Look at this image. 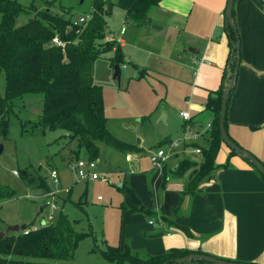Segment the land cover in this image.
Segmentation results:
<instances>
[{"label": "crops", "instance_id": "1", "mask_svg": "<svg viewBox=\"0 0 264 264\" xmlns=\"http://www.w3.org/2000/svg\"><path fill=\"white\" fill-rule=\"evenodd\" d=\"M136 1L106 0L110 9L105 19L106 33L122 40L125 62L137 71L142 67L139 70L144 72L140 74L145 76L148 72L158 74L167 86V95L180 94V109H172L180 137L172 139L170 129L162 139L166 144L157 146L168 150L170 144L177 145L162 168L146 171L137 166L136 170L120 173L123 178L118 187L126 181L151 215L134 206L122 219L119 240L114 245L120 249L128 245L132 251L152 256L176 248L229 262L264 264V181L252 165L237 155L230 156V149L222 142L215 158L216 169L196 192L184 194L190 171L183 176L173 174L186 158L199 164L200 154L194 150L209 145L214 114L206 108V102L210 93L221 88L230 55L227 0H161L152 13L151 24L139 27L125 21L126 10ZM232 6L240 60L225 128L230 139L263 164L264 4L261 0H234ZM151 29L165 33L152 56L129 37V33L137 36ZM125 68V63L119 67L121 74ZM110 69L113 75V67ZM161 112L159 120L167 124L172 115L169 117L165 108L159 109L158 115ZM185 112L190 114L189 120L182 118ZM140 145L137 147L142 150ZM173 153L181 161L168 169ZM135 154L139 153H126L125 158L134 162ZM163 171L167 178L161 190ZM96 239L104 248L105 240Z\"/></svg>", "mask_w": 264, "mask_h": 264}, {"label": "trees", "instance_id": "2", "mask_svg": "<svg viewBox=\"0 0 264 264\" xmlns=\"http://www.w3.org/2000/svg\"><path fill=\"white\" fill-rule=\"evenodd\" d=\"M160 1L137 0L126 10L125 21L136 27L150 25L152 13ZM91 9L89 19L84 24L72 23L49 9H40L34 10L26 23L17 25L20 16L29 15V9L16 0H0V73H4L6 88L4 97H0L1 137L7 138L6 117L13 102L34 95L41 97L42 113L37 121L29 124L41 128L42 132L64 131L70 143L76 141V157L83 151L87 156L85 159H96L99 154V147L96 145L98 142L124 155L141 152L137 146L120 141L107 130L102 88L93 83V65L97 59L111 53L108 57L110 67H120L125 63V55L120 46L115 47L113 41L104 40L107 26L105 19L110 13L106 0H92ZM231 21L226 29L230 36L227 69L222 76L221 88L210 93L206 102V108L214 114L209 145L201 148L199 164L186 158L173 172L174 175L183 176L190 171L184 194L196 192L202 181L216 169L215 158L222 143L219 129L221 95L230 84L236 61L233 45L238 38L234 30L233 11ZM53 37H57L63 45L55 46ZM165 142L159 143L158 147L166 144ZM232 155H236L233 150L230 152V156ZM246 162L251 165L248 160ZM162 176L161 186L164 187L167 178L164 171ZM260 177L264 181V176L260 174ZM118 189L129 194L140 212L151 215L148 209L139 204L126 181ZM12 196L9 188L0 186V202ZM81 203L84 202L79 205ZM185 231L188 234L186 229ZM83 236L84 233L75 230V222L60 213L55 223L40 227L35 232L27 235L21 231L8 232L0 237V264H64L73 258V252ZM103 245L104 248L100 249L98 245L96 248L111 264H162L189 255H207L173 248L152 256L144 251H132L128 246L120 249L119 246L111 247L104 242Z\"/></svg>", "mask_w": 264, "mask_h": 264}, {"label": "rangeland", "instance_id": "3", "mask_svg": "<svg viewBox=\"0 0 264 264\" xmlns=\"http://www.w3.org/2000/svg\"><path fill=\"white\" fill-rule=\"evenodd\" d=\"M16 1L30 12L28 16H20L17 25L26 23L34 10L49 9L72 23L89 17L92 10V0ZM106 34L105 30L104 40H108ZM162 35L165 33L154 29L137 36L129 33L130 39L136 40L137 45L150 56L158 47ZM110 56L111 53H107L95 61L93 83L102 88L107 130L122 142L134 146L141 144V152L132 155L134 162L127 161L126 155L98 142L95 171L106 179L82 181L76 178L68 160L87 157L83 151L76 157V141L70 143L64 131L42 132L41 128L29 124L37 121L42 113L40 96L31 95L14 101L6 117L7 138L0 136V186L9 188L13 195L0 202V233H6L9 226L40 228L55 223L62 213L75 222L78 233L85 234L78 242L73 258L64 264H111L99 254L96 245L100 249L102 247L96 238L101 237L111 247L117 244L122 219L137 206L127 192L118 189L123 178L120 173L130 172L133 168L136 170L137 166L139 170H152L149 155L155 152L164 135L172 129L171 138L180 137H177V123L173 121L177 118L172 114V109H180L183 101L180 94L171 92L167 95V86L158 74H140L144 69L141 72L142 67H139L137 71L129 62H125L126 68L122 70L119 82L115 81L110 74ZM5 91V76L1 72L0 97H4ZM163 108L168 109V115H172L167 124L159 120L163 113L158 115V111ZM174 153L169 159L168 169L181 161L173 157ZM190 157L199 159L197 156ZM52 171L56 172L57 184L51 178ZM147 188L149 192V182ZM98 195L101 201L97 200ZM135 196L143 206L139 195ZM80 202L84 203L79 205Z\"/></svg>", "mask_w": 264, "mask_h": 264}, {"label": "water", "instance_id": "4", "mask_svg": "<svg viewBox=\"0 0 264 264\" xmlns=\"http://www.w3.org/2000/svg\"><path fill=\"white\" fill-rule=\"evenodd\" d=\"M83 0H80L82 2ZM233 1L234 0H227L226 4V10H225V21H226V29L228 28L229 24L232 22L231 21V13L233 11ZM156 29H159V27L153 26ZM234 28V27H233ZM235 30V29H234ZM238 38V36H236ZM233 50L236 52V61H235V69L233 71L232 77L230 79V84L225 87L224 91L222 92L221 95V106H220V115H219V129H220V136L221 140L226 146L230 149V151H234L235 154L240 157L241 159H244L245 161H249L251 165L257 170L258 173H260L262 176H264V166L262 163L252 156L250 153L244 151L240 146H238L232 139H230L227 135L226 128H225V122H226V110H227V103L229 101V94L230 91L234 88L236 82V77H237V72H238V65H239V41L233 45ZM113 79L119 82L120 79V70L118 65L113 66ZM2 152V147L0 146V154ZM26 228V225H20V226H9L6 230V233L8 232H14V233H19L20 231L24 230ZM5 233H0V237H2ZM196 262H206L208 264H246V263H239V262H229L223 259H216L214 257H210L207 255L204 256H199V255H189L185 256L182 258H177L174 259L171 262H164L162 264H169V263H174V264H194ZM253 264V263H250Z\"/></svg>", "mask_w": 264, "mask_h": 264}, {"label": "built area", "instance_id": "5", "mask_svg": "<svg viewBox=\"0 0 264 264\" xmlns=\"http://www.w3.org/2000/svg\"><path fill=\"white\" fill-rule=\"evenodd\" d=\"M262 3L264 4V0H261ZM89 19V17L86 18H79L78 21H75L79 24H84L87 20ZM74 22V23H75ZM124 32V28H122L120 34H122ZM106 39L113 41L115 43V47L116 45L121 46L122 40L119 39L116 35H114L113 33H107L106 34ZM53 44L57 47H61L63 45L62 41H59L57 37H53L52 38ZM182 118L185 120H189L190 118V114H188V112L185 113H181ZM176 143L174 144H170V147L168 148V150H164V149H157L155 150V152H151L149 155V161L152 164L153 169L156 168H162L163 165L165 164L166 160L168 159V157L171 155V153L173 152V149L175 148ZM194 152L196 154H201V150L200 149H196L194 150ZM70 168L72 169V171L74 172L76 178H78L79 180L82 181H95V180H104L106 179L103 175L98 174L95 171L96 168V162L95 160L90 161L88 159H83L80 158L79 160L76 161H71L69 164ZM16 174V173H14ZM51 178L54 179V183L57 184L58 181L56 179V172L52 171L51 172ZM49 195L53 196L52 193H49ZM98 201H101L102 198L101 196L97 197ZM52 207L54 208V206L52 205ZM150 224H152V222H150ZM35 230H38V228L34 227V228H25L24 230H22L21 232L24 235L29 234L30 232H35Z\"/></svg>", "mask_w": 264, "mask_h": 264}]
</instances>
